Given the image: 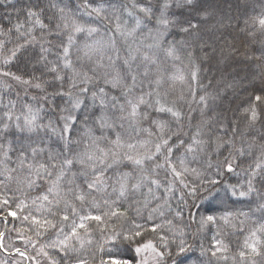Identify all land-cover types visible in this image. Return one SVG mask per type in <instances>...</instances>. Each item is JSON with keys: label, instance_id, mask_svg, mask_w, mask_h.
<instances>
[{"label": "snow or ice", "instance_id": "obj_1", "mask_svg": "<svg viewBox=\"0 0 264 264\" xmlns=\"http://www.w3.org/2000/svg\"><path fill=\"white\" fill-rule=\"evenodd\" d=\"M53 9L55 11L51 18L47 17L46 13ZM80 9L88 17L95 15L107 19L103 15L104 0H80L77 10ZM130 9L126 8V11L131 23L124 21L121 24L118 21L115 28L126 42L131 41L124 58H121L119 51L114 56L103 55L106 50L114 49L110 41L96 40L84 43L82 47L77 46L79 34L92 36L98 29L81 23L83 16L78 20L75 13L60 7L56 0H35L34 6H30L25 13L24 23L17 20L8 27L0 25V87L9 89L11 85L8 80H11L25 90L32 88L41 93L32 97L35 103L22 104L10 98L6 91L0 94V189L12 193L11 199L0 193V215L7 209V216L19 218L17 211L12 209L23 211L28 208L25 199L30 198L31 192L39 190V194L31 199V204L46 211L47 215L42 219L32 215L36 234L41 235L40 229L45 232L58 229L64 239L52 240L48 246H61L65 258L74 264H88L82 257L71 255L77 248L70 243L75 238L83 247L84 240L79 230L83 229L85 235L88 234L87 221L104 223L105 217L110 219L126 215L127 209L121 212L119 209L112 211L111 208L130 198L144 208H148L153 199L160 201L161 197L155 195V189L162 187L160 180L155 178L159 175L158 170L170 169L175 177L182 176L189 171L186 167L187 155L191 154L192 159H196L197 154L204 152L212 142L211 136L203 139L201 127H197L195 133L185 140L187 134L181 123L183 114L162 97L159 90L161 78L149 80V90L143 88L153 66L159 67L161 53L167 59L180 58L176 42L168 41L173 31L178 30L194 40L199 39L200 25L193 23L188 16L179 18L176 10H181V14L186 11L206 16L209 13L202 6V0H132ZM244 24L243 31L258 26V30L264 33V12L252 17L251 21H244ZM13 33L15 42L10 38ZM179 43L188 46L186 41ZM9 44L12 46L8 47ZM37 44L38 51L34 48ZM53 48L56 53L50 60ZM74 48L77 53L75 61ZM258 59L264 64V49H261ZM17 61H22L26 67L43 65L51 80L35 77L29 72L20 75L12 72L8 66ZM171 78L184 79L182 75ZM259 92L252 97L254 103L244 110L250 113V123L264 117V81ZM16 95L19 96V93ZM57 97L60 103L55 102ZM50 100L54 119L46 118L44 112V106ZM199 100L207 106L204 96ZM232 132L235 135V128ZM225 146L230 150L229 157H232L234 141L217 135L215 150L219 151ZM252 147V144L248 145L249 149ZM181 148L183 155L179 154ZM260 148L262 159L249 165V179L246 189L244 185L240 186V197L255 193L264 200V190H261L264 189V144ZM235 152L239 156L245 155L243 148H235ZM229 157L225 158L224 163L231 172L234 168ZM178 168L183 171H178ZM257 178L261 189L253 184ZM217 182L210 180L208 183ZM10 184H15V188H10ZM184 187L188 185L184 184ZM229 188L233 196L237 195L236 186ZM17 192L24 199L17 197ZM191 192L195 194L196 189L193 188ZM94 194H101L100 201L95 199ZM114 194L116 199H112ZM137 194L143 197L142 201L136 199ZM89 197L92 198L93 208L99 209L102 203L108 206L109 211L102 215L81 214ZM166 206L167 199L163 203L157 202L151 208L148 219L153 214L164 216ZM119 207L123 208V203ZM135 211L137 215L140 214V208ZM29 215H24L22 220L27 221ZM175 216L180 217L181 212H176ZM216 219L212 215L199 217L200 229L215 224ZM65 223H70L68 233L64 232ZM167 223L171 224L172 221L168 220ZM142 227L137 224L127 234L114 228L107 240L113 247L118 246L117 242L135 243L143 235ZM160 227L153 225L151 231L156 233ZM257 231L264 232V224ZM255 235L253 232L252 236ZM213 239L215 250L210 251V255L215 257L217 251L223 249L220 247L222 242L215 237ZM158 240L159 247L151 240L140 241L135 251L140 253L151 249L156 264H167L173 256L168 237L158 235ZM246 244L251 247L253 255H264L255 243L248 244L246 241ZM176 248L178 253H184L188 245L180 239ZM240 255L244 256L245 253L241 251ZM101 264L104 262L101 261ZM108 264H129V261L109 257Z\"/></svg>", "mask_w": 264, "mask_h": 264}, {"label": "trees", "instance_id": "obj_2", "mask_svg": "<svg viewBox=\"0 0 264 264\" xmlns=\"http://www.w3.org/2000/svg\"><path fill=\"white\" fill-rule=\"evenodd\" d=\"M56 2L60 7H65L66 11L75 13L78 20L83 16L81 23L98 29V32L92 36L79 34L77 46L82 47L84 43H93L96 40L110 41L114 44V49L106 50L103 55L114 56L115 52L119 51L121 58L125 57V50L131 41L126 42L115 28L118 21L123 24L129 18L126 8L131 10L132 0H104L103 15L107 19L95 15L91 17L83 15V9L77 10L80 0H56ZM34 4L35 0H0V25L8 27L10 23L15 24L17 20L24 23L27 9ZM202 6L208 10V15L189 14L186 11L181 14V10H176L179 18L188 16L193 23L200 25L199 39L194 40L178 30L173 31L168 41L176 42L180 58L167 59L161 53L159 67L153 66L148 80L144 81L143 88L145 91L149 90V80L161 78L159 90L162 97L170 106L174 104L183 114L181 123L183 131L187 134L184 137L185 140L195 133L197 127H201L203 139L212 137L211 146H206L205 151L198 153L196 159H192V155L188 154L186 167L189 171L184 172L180 177H175L170 169L158 170L159 175L155 178L160 180L162 187L155 189V195L161 197L160 201L153 199L149 207L144 208L140 204L133 203L130 198L112 205L111 208L112 211L119 209L121 212L127 209L126 215L110 219L105 217L104 223L87 221L88 234L85 235L83 229L79 230L84 240L83 247L75 238L70 243L77 248V251L71 255L82 257L88 261V264H101V261L108 264L109 257L127 259L129 264H138L135 248L140 246V241L148 240L159 247L158 235L168 237L173 251V256L168 259L167 264H173V261L175 264H253V261L255 264H264V255H253L251 247L246 244V241L248 244L255 243L264 253V232L257 231L259 226L264 224V207H261L264 200L255 193L246 197L238 195L241 185H244L246 189L249 165H254L262 159L260 145L264 144V117L250 123V113H245L244 110L250 103H254L252 97L254 94H260L259 89L264 81V64L258 59L261 56V49H264V33L258 30V26L248 27L246 31L242 29L245 28L244 21H251L252 17L264 12V0H202ZM54 11V9L50 10L46 16L51 18ZM202 20H204L203 23H201ZM45 22L47 23L48 20L46 19ZM25 26L27 27V24ZM10 38L15 42V33ZM180 41H186L188 46L181 45ZM11 46V44L8 45V47ZM34 48L38 51L39 44ZM189 52L192 53L191 56L188 55ZM55 53L56 49L53 48L52 54L49 55L50 60L54 58ZM73 53L75 61L77 54L75 48ZM8 67L18 75L29 72L35 77L51 80V75L47 74L41 64L26 67L22 61H17ZM181 75L184 77L183 80L171 78ZM25 78L28 77L25 76ZM8 83L11 87L9 89L0 87V94L8 92L10 98L16 100L18 104L35 103L32 97L41 95L37 89L25 90L11 80H8ZM17 92L19 96L16 95ZM201 96L205 97L207 106L200 102ZM55 102L60 103V98L57 97ZM50 104L51 100L44 106V112L47 114L46 118L54 119ZM233 128H235V135L232 132ZM225 132L228 133L227 136L224 135ZM217 135L222 139L231 138L235 148H243L245 155L239 156L233 148L231 149L233 159L229 157L230 150L227 146L216 151L215 137ZM249 144L253 145L251 149L248 148ZM179 154H184L183 148L180 149ZM226 157H229L234 171H228L224 163ZM192 169L196 171L192 172ZM178 171L183 170L178 168ZM210 180L218 182L210 184L208 183ZM184 184L188 187H184ZM253 184L257 189H261L259 178L253 180ZM233 185L237 190L235 196L231 194L229 188ZM9 187L15 188V184H10ZM166 188L169 191H165ZM193 188L196 189L195 194L191 192ZM0 193L9 199L12 197V193L4 189H0ZM38 194L39 190L31 192L30 198L25 199L29 207L23 211L17 208L12 209L17 211L19 218L7 216V209L4 210L3 215H0V226L5 232V238L11 236L15 241L21 239L22 249L18 251L25 253L31 259L37 255H44L49 260L46 262L50 264H74L72 260L65 258V252L61 251V246H48L52 240L64 239L58 229L47 232L40 229L41 235L36 234L32 215L38 219L47 215L46 211L39 210L38 206L31 204V199ZM15 195L20 197L18 192ZM94 195L95 199L100 201L101 194ZM20 198L24 199V197ZM91 199L89 197L81 209V214L102 215L103 212L109 211L108 206L102 203L99 209L93 208ZM112 199H116L115 194ZM136 199L142 201L143 197L137 194ZM164 199L168 201L164 216L153 214L149 220L151 208L155 207L157 202L163 203ZM120 203H123V208L119 207ZM129 204L131 207H128ZM77 207L80 206L77 205ZM136 208H140L139 215L135 211ZM176 212H181V216L176 217ZM24 215H29L27 221L22 220ZM207 215L215 216L216 223L200 229L199 217ZM3 216L7 217V221ZM222 217L225 219H221ZM168 220L172 223L168 224ZM137 224L143 226V235L138 237L135 243L117 242L118 246L113 247V244L107 240L114 228L118 232L123 231L127 234ZM153 225L161 226L156 233L151 231ZM69 230L70 223H65L64 232L68 233ZM253 232L256 233L255 237L252 236ZM214 237L222 242L220 247L223 249L217 251L215 257L210 255V251L215 250ZM180 239L185 240L188 245L184 253H178L176 248V243ZM173 241L176 243H172ZM241 251L245 253L244 256L240 255ZM11 257L13 256L10 253L0 251V260Z\"/></svg>", "mask_w": 264, "mask_h": 264}, {"label": "rangeland", "instance_id": "obj_3", "mask_svg": "<svg viewBox=\"0 0 264 264\" xmlns=\"http://www.w3.org/2000/svg\"><path fill=\"white\" fill-rule=\"evenodd\" d=\"M125 21H128L129 24L131 23L130 18H127ZM20 240L21 239H19V241H15L11 236L5 238V232L2 231V227L0 226V245H2L0 246L2 247V250L0 248V251L1 252L6 251L7 253L10 252L11 255L13 256L11 258H6V260H0V264H50L48 263L49 260L44 255H37L31 259L25 253L19 252L18 250L22 249V244ZM10 250H14V251H10ZM21 253H23V255H21ZM137 254H138V264H156V261L153 258L154 254L152 253L151 249L144 250ZM28 257H29V262H28ZM46 260L48 262H46Z\"/></svg>", "mask_w": 264, "mask_h": 264}, {"label": "water", "instance_id": "obj_4", "mask_svg": "<svg viewBox=\"0 0 264 264\" xmlns=\"http://www.w3.org/2000/svg\"><path fill=\"white\" fill-rule=\"evenodd\" d=\"M6 216H3L4 220L7 221V217L5 218ZM1 250H2V247H0ZM5 252V251H4ZM28 262H29V257H28Z\"/></svg>", "mask_w": 264, "mask_h": 264}]
</instances>
